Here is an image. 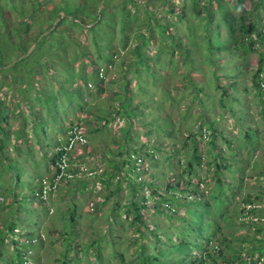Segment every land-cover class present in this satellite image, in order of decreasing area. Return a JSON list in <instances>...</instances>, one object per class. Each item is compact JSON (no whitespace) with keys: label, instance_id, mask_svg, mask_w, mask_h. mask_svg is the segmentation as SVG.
I'll list each match as a JSON object with an SVG mask.
<instances>
[{"label":"rangeland","instance_id":"374dc122","mask_svg":"<svg viewBox=\"0 0 264 264\" xmlns=\"http://www.w3.org/2000/svg\"><path fill=\"white\" fill-rule=\"evenodd\" d=\"M182 1L184 0H174V6L178 8ZM225 1L229 6L233 4L232 0ZM77 2L78 0H72L71 3L70 0H62V3L57 1L54 6H50L52 16L47 10L36 19L20 14L19 10L23 8L21 1L17 0L15 4V0H4L0 12V44L14 49L21 45L20 41L25 40L29 48L32 36L39 31V25L40 30H45L43 23L48 27L52 19L57 21L61 9L67 20L70 17L65 13L69 9L67 4L70 3V7L75 8ZM88 2L94 4L91 0ZM118 3L117 1L109 8L103 16L102 26L94 27L93 32L89 28L93 27L95 18L85 8L74 13L79 21L75 24L70 22L69 25L64 19L51 23L50 35L46 37L50 43L46 41L48 45L43 50L58 56L55 59L56 68L65 67L67 63L70 70L78 69L76 77L70 76L66 81L65 76L56 78L48 71L53 78L46 80L43 88L48 94L56 92L55 96L49 95L56 98L52 106L30 100L23 103L21 98L25 96L14 93L16 82L10 75L12 72L7 69L0 72V238L5 239L1 244H5L4 255L12 254L10 239L14 235L10 228L20 224L26 231L36 230L38 227L44 237L45 243L39 255L40 264H59L57 261L62 259L63 254L66 255L64 261L68 260V264H75L71 258L77 255V264H96V257L97 264H141L140 259L148 258L146 255L151 256L150 260L156 258L157 263L167 260L168 264H182L181 260L186 256L185 250H179V247L168 250L169 245L165 243L166 251L161 252L160 244L154 246L148 242L150 238V242H153L155 235L174 236L173 232L177 231L180 223L178 219L185 215L182 199L173 204L175 213L158 211L155 205L160 201L152 191L156 189L164 196L167 194L166 187L176 182V190L187 188L191 191L189 202L195 201L194 197L208 196L209 206L212 208L206 214L204 209L201 211L200 208L195 209L191 204L185 203L196 215L202 212L200 217H205L210 222L211 225L203 231L204 237L213 240L216 230L217 242L230 241L237 253H243L249 247L264 248V218L259 221H255L257 218L253 219L252 225L236 223V206L241 207L244 201L254 200V196H258L260 199L256 203L259 208H264V123H261L260 118L247 114L248 107L257 98L248 99L247 90H243L247 83H237L235 90L230 93L235 100L228 98L224 105H218L220 90L214 86L213 76L207 70L206 75L200 73L198 76L196 73L207 69L208 57L217 64L220 76L229 74L232 67L242 71L247 65L253 66L250 54L233 48V43L229 42L234 34L229 33V26L225 23L228 17L216 10L215 6L208 11L202 10L206 6H197L202 14L207 13L205 18L211 16L208 18L209 29L204 30L206 20L194 17L191 21L190 17L178 19L177 15H169L168 5H172L171 0H168V5H165L164 0L146 2L135 11L136 16L133 15L129 22L138 33L145 34L146 29L152 32L154 38L151 42L142 43L150 57L155 54L160 57L158 64L161 63L162 67H145V62L142 61L147 57L139 58L133 53V47L138 41L134 39L132 27L125 31L127 38H123L120 32L116 16L120 8V5L116 7ZM26 9L27 6L23 11ZM147 16L151 21L146 27ZM260 18H264L263 15ZM28 22L39 24L27 28ZM232 24L237 26L235 20ZM261 24L260 22L259 25ZM159 25L170 26L169 31L176 38L172 42L166 38L161 39L154 31ZM190 28H193L196 40L193 46L186 40ZM57 29L66 32H57ZM205 35L218 40L222 49L217 51L213 45V53L204 40L207 39ZM126 46L128 50L125 49ZM41 49L42 43L36 50L40 53V60L44 61L45 55L41 53ZM81 50L83 53L87 52L86 59ZM142 51L140 49L144 54ZM16 54L26 58L29 66H35L31 57H28L30 51L23 53L17 49ZM8 59L16 60L11 56ZM8 59L4 62V68L10 66L7 65ZM90 59L92 66L85 65V60ZM155 63L156 60L151 63L146 61V64ZM98 65L107 70L106 80L101 82L104 90L95 92L94 89H84L85 70L91 72L90 69L93 67L94 70ZM34 68L29 67V72ZM14 72H22V69H15ZM243 73L238 74L239 82L245 77L240 76ZM37 78L35 76L34 79ZM218 78L219 84L226 87L225 77ZM86 80L89 81L88 84H94L90 81L91 76L88 75ZM192 80L196 85L192 84ZM5 84L13 93L6 89ZM205 88L208 93H201L200 89ZM30 94L29 90L27 95ZM122 101H127L123 106L125 111L118 110ZM202 114L205 118L200 119ZM252 117L255 118V123L251 125L249 121L253 120ZM167 119L170 124L165 127L163 121ZM69 121L70 125L80 123L79 126L86 133V145L74 148L68 154L71 158L70 190L60 189L56 198L45 204L49 205L50 210L46 212L43 211L45 205L40 206L39 202L33 201L29 196L24 200L23 195L28 194L29 190L37 189L39 178L51 176L49 161L54 151L52 146L62 135L61 133L59 136L58 130L68 125ZM201 122H208L212 129L218 131L215 133L217 137L214 146H208L207 139L199 140V144H192L190 135L194 136L197 128L201 127ZM40 123L44 127L38 126ZM177 130L182 135H177ZM40 131L45 132V135ZM186 135L189 138L185 139ZM234 137L238 138L237 146L240 149L225 151L226 158L232 157L233 160L229 164L224 160L223 163L229 165V168L221 165L217 175L215 162L212 160L215 153L211 149L219 151L223 142L226 150L229 139ZM41 141L43 145L39 143ZM126 158L131 161L128 166L124 164ZM94 173L96 175L90 177ZM126 173L130 175L129 181ZM136 176H140L142 181L146 180L148 185L142 183L135 186L132 178ZM214 178L221 179L223 189L219 200ZM130 188L136 190V200L139 196L145 201L142 205L138 203L140 220L136 219L137 214L129 205V200L133 198L130 195L132 193L129 194ZM73 206L80 216L79 238L98 240L91 250H86L85 247L78 252L71 233L69 236L64 230L67 209ZM215 208L219 211L217 216L212 215ZM188 211L189 209L186 212ZM186 215L189 216L188 213ZM144 225L150 227V236H145L142 230ZM200 226L197 223L196 230ZM178 235L182 237V233ZM13 240L19 242L22 238L15 237ZM188 252L189 256L194 257L196 247L190 245ZM173 255H176L179 262L172 258ZM259 255L263 258L264 252ZM173 261L176 263H172ZM242 264H247V261Z\"/></svg>","mask_w":264,"mask_h":264},{"label":"clouds","instance_id":"9594fccd","mask_svg":"<svg viewBox=\"0 0 264 264\" xmlns=\"http://www.w3.org/2000/svg\"><path fill=\"white\" fill-rule=\"evenodd\" d=\"M22 1L25 3V6H27V9L25 10V16L31 17V16H29V14L32 13L33 14L32 18H36V19L40 18V14H43L44 11H47V10H49L51 12V16H52L53 11L50 8V6H54L55 2H57V1L62 3V0H22ZM71 1L72 0H70V3H71ZM101 1L104 2L106 0H101ZM117 1L119 3L116 7H119V5H120V8L117 10V14L125 11V13H126L125 18H132L133 15H135V11H138V8H140L143 4L145 5L146 2H149L151 0H107V2L109 4V8H111V6L114 5ZM171 1H172V3H171L172 5H168V0H164L165 5L169 6V9H168L169 15H172V16L177 15L176 17H178V19L179 18L180 19H186L187 17H190L191 21L194 20V17H196V18L198 17L200 19L206 20V23H204V28H205L204 30L209 29L210 19H208V18H210L211 16L208 15L205 18L204 16L207 15V13L202 14L200 9L197 8V6H199V5L200 6H206L205 8H202V10H205V11H208V9L210 7L212 8L213 6H215L216 10L220 11L223 15L228 17V20L225 19L226 25L229 26L228 31H229V33L233 32L234 36L237 37V39H236L232 35L231 40H229V42L231 44L233 43L232 44L233 48H236L237 50H241L245 54H250V58L252 59L251 64H253V66L247 65V66H245L244 69H242V71L238 70L237 67H232L231 71H229V74H225V75L220 76L218 74L217 64L215 63V61H211V58L208 57V61H206V64H207L206 68L207 69H205L201 72L199 70L196 73H198L197 74L198 76L200 75V73L202 75H206L205 71L207 70V73L210 74L211 76H213V78L215 80L213 82V84L218 90H220V94H219V98H218V105H224L225 101L228 98L232 99V97L230 96V93L235 90L237 83H239V85L247 83L244 86L243 90H247L248 95H249L248 99L254 100L257 98L256 100H254L257 102L253 101L252 105H250L248 107L247 114H249L250 117L252 115V116H256V117L260 118L261 123L262 122L264 123V25H263L264 18H260L262 15L264 17V0H232L233 4L231 3L230 6H229V3L226 2L225 0H184V1H182L181 6H179L178 8H176V6H174V3H173L174 0H171ZM70 3L67 4V6L69 7V9H67V10L73 9L72 7H70V6H72V4H70ZM34 4H36V5H34ZM39 4H41V6H40L41 9H39V7H37V5L39 6ZM82 4H83V1L78 0L75 8L81 6ZM43 6H46V8L43 9ZM109 8L107 9V11L109 10ZM144 9H145V6H144ZM99 12L101 14L100 8L98 9V13ZM59 19L65 20V15H64L63 9H61ZM52 20L50 21V26H51V23H53V22L57 23V21H58V20L57 21H54V20L52 21ZM203 20L200 23H202ZM233 20L236 21L237 26L232 24ZM136 21H138V20H136ZM145 21H146L145 23H147V25H146V27H147L151 21V18L147 16ZM65 22L70 25V22L75 24L79 21L77 19V16L74 15L72 17H69L67 20H65ZM260 22L262 23L261 25H259ZM44 23H43V26H44L45 30H42V32L39 33L40 25L38 28L39 31L37 32V34L38 33L41 34L40 37L50 35V30H49L50 26L47 27V26H45ZM28 24H31V22L30 23L28 22ZM38 24L39 23H35V24H33V26L38 25ZM201 26H202V24H201ZM170 28H171L170 26L167 27L165 25H163V26L159 25V27L157 26L154 31L161 39L166 38L167 41L172 42V40L174 38H176V36L174 34H171L172 31H169ZM90 29H91V27L89 28V30ZM162 29H164V31ZM192 29L193 28L189 29L190 30L189 35H188V38L186 39L187 42L190 43L189 44L190 46H193L196 44V40L193 36ZM59 31L66 32V30H58L57 29V32H59ZM134 33H135L133 35L134 39L138 35H143L146 37L148 44H149V42H151V39L154 38L152 35V32L147 31V29H146L145 34L144 33L139 34L136 30L134 31ZM37 34H35L34 37L32 36L33 40H32L31 45L33 46L32 48H34V49L37 48L36 46H37L38 41L34 40V38L37 36ZM205 37H207V36L205 35ZM69 38H70V36H69ZM178 40H180L179 37H178ZM204 40H205L206 44H209V46L211 47V51H212L213 45H215L217 51H218V49H222V48H220V44H219L218 40H213L210 37H207V39L204 38ZM48 42L50 43V41H48ZM48 42L46 43V41H45L44 43H46V44L42 43L44 45L42 46L41 50H43V49L45 50V47L48 45ZM140 43H141V40H138V44H140ZM179 43H180V41H179ZM125 49L128 50V47L126 46ZM142 49H143L144 54H140L139 58L147 57L146 60H144L145 61V67L157 66L160 68L161 63L158 64L161 60L160 57L157 54L150 57V55L146 52L145 46ZM167 50L170 51V49H168V48H167ZM171 52H173V50H171ZM177 53L178 52H174L175 55H179ZM81 54L84 57V59H86L88 56L86 51H85V53H83L81 50ZM153 57H154V59H153ZM99 60L100 59L98 58L97 62H99ZM148 60H149V63H151L152 60H156L155 65L154 64H146V61H148ZM91 61H92V59H90L89 61L85 60V65L88 64L89 66H92ZM48 67L50 68L51 74L54 75V77L60 78V76H65L66 78L64 79V81H66L67 79H70V76L76 77V74L78 73V69L70 70V66L67 63H65V67L60 66V67L56 68L55 63L53 65H49ZM87 67L88 66H86L85 68L87 69ZM90 71L91 72H88L85 70L86 75H85L83 82H84V84L86 82V84L83 88L87 89V90L94 89L95 92H98V91L101 92V90L103 91L104 90L103 89L104 84L101 82L106 80L107 70L100 68V65H98L96 67V69L93 70V67H92L90 69ZM240 72H244L243 74H240L241 77L245 76L241 82H239V78H238V74ZM88 75L91 76L90 81L94 83V84H92L93 86L91 84H88L89 81L86 80ZM218 77H221V78L225 77L226 87H224V85L219 84V78ZM192 84H195L194 80H192ZM200 91H201V93H208L206 88L200 89ZM223 92H226L225 96H222ZM206 106L208 108V104ZM160 107H161V105H160ZM243 107L246 109V107L244 105H243ZM202 118H205V115L202 114L200 116V119H202ZM252 118H253V120L249 121L251 123V125L253 123H255V118L254 117H252ZM46 121H47V119H46ZM163 122H164L163 125L165 127H167L165 124H167V125L170 124L169 119H167ZM79 125H80L79 122H76V124L70 125V121H69L68 125L66 124L65 127L62 126V129L58 130L59 136L61 133H62V135L60 138H58V141H56L54 143V145L52 146L54 151L52 152L51 157H50V161H49L50 166L52 168V174H51V176H45V177L39 178L40 180H39V184H38L37 189L35 191L29 190L28 194L23 195L24 200H26L27 197L29 196L30 199H32L33 201L35 200V201L39 202L40 206H42V205H45L47 202L53 201L56 198V194L59 192L60 189L61 190L62 189H64V190L69 189L70 190V179H71V175H70L71 161H70V159L71 158L68 157V154L72 151V149L80 148L84 144L86 145V141H87L86 133L83 131V129ZM203 126H204V128H202ZM216 131H217L216 129H212L211 124H209L208 122H203L201 127L197 128L195 134H193L194 139H195V143L199 144V140L207 139L208 146H214L215 139L217 137V134H215ZM42 134H44V132H42ZM87 135H88V133H87ZM177 135H182V133L177 130ZM243 135L245 138V133H243ZM187 137L189 138V136L186 135L185 139ZM190 137H193V136L190 135ZM247 138L249 139L248 134H247ZM237 139L238 138H236V137L229 139V142L226 146V150L223 148L224 147L223 142H221L222 148L219 151L216 152V150L211 149L212 152L215 153L212 156V160L215 162V169H216L215 172L218 171V169L220 168L221 165H225L224 168H229V165H226L225 163H223V161L226 160V161H228V164H229L230 163L229 161H231L233 159H232V157L226 158L225 151L229 152L230 150H232L234 148L240 149V147L237 146V144H239ZM234 140H236V143H233ZM39 143H42V141ZM249 143H250V141H249ZM41 145H43V143ZM129 162H131V161L130 160L127 161V158H126L125 162H124L125 166H128ZM133 163H134V161H133ZM95 175L96 174L94 173L90 177H94ZM125 175H126V179L129 181L130 175H128L127 173ZM139 177L140 176H138V177L136 176V178H132V183L135 184V186H139L142 183L144 185L145 184L148 185V182L146 180L142 181ZM136 179H138V180L136 181ZM188 182H189V180H188ZM177 184H178V182H176L175 184L173 183V184H170L169 186H167L166 187L167 188V190H166L167 194H165L164 196L162 194L158 193V190H156V189H154L152 191L153 195H156L157 198H159L158 200L160 201L159 203L155 204L158 211L175 213L176 210H173V204L174 203L179 202L180 199H182L181 202H183V203L184 202L188 203L190 201L189 200V197H190L189 193H191V191L188 190L187 188L176 190ZM132 190H133V188H132ZM173 190H175V191H173ZM135 192H136V190H135ZM185 194H187V195L184 196ZM130 195H132L133 198H131L129 200V205L132 208V211L137 214L136 219L140 220V215L138 214V212H139L138 203H140L142 205L145 201H144V199L139 198V196H138V199L136 200V196H137L136 193H134V194L132 193ZM206 195H207V193H206ZM194 199L196 200V199H201V198L200 197H198V198L194 197L193 200ZM259 199L260 198L258 196H254V200L244 201L241 204V207H239L238 205L236 206V211H237L236 214L238 216V218H236L237 225L238 224H243V225L251 224L252 225L253 219L257 218V219H255V221H259V219L262 220L264 218V208H259L258 207L259 204L256 203L259 201ZM191 202H194V201H191ZM183 203H180V205H182ZM263 207H264V204H263ZM153 209H155V207ZM48 210H49V205H45L43 211L47 212ZM67 212H68V216H67V219L65 220L64 230L68 233L69 236L71 233L72 238L75 241V248L77 249L78 252H80L79 250H83V248H85V247H86V250L87 249L91 250L93 244L98 242V240L92 241L89 238L80 239L79 238V231L81 228L79 227L80 223L78 220H79L80 216L77 213L78 211L73 206L72 208L69 207L67 209ZM218 212L219 211L215 208V211L212 212V215L217 216ZM178 221L180 222L179 223V225H180L181 224V218H179ZM202 223L206 226L205 230L207 229L208 225H211L210 222H206V221H202ZM17 225H19V226H16L13 229H11L10 226L7 227V228H10L11 233L14 235V237H12L10 239L11 240V251H12V254L10 256L4 255L3 248L5 247V244L4 245H1V244L5 239H3V237L0 238V240H1L0 241V264H2V263L3 264H40L39 263V255L41 254V249L45 243V239L42 236L40 230L37 227L36 230L26 231V229L24 227H22L20 224H17ZM192 228L197 229L196 225L192 226ZM142 230L144 231L145 236L151 235L150 227L144 225L142 227ZM180 233H182L181 238L178 235ZM173 234H174V236L173 235L168 236V234H164L163 236L162 235H158V236L155 235V239H153V242H150L152 240L151 238L149 239L148 242L153 244L154 246H156L157 244H159V242L156 238H158V239L165 238L166 240H172L173 242L175 241L176 246H173V247H179V250L183 249V250H185V253H186V256H184V258L181 260L182 264H242L245 261H247V264H264V257L261 258V256L259 255V253L264 252V248L260 249V247H249V249L246 250L245 252L237 253L234 250L233 245H231L230 241L222 240V243L217 242L216 237H215V234L217 236L216 230H215V234H213V240H210V239L204 237L203 232L199 235H194L193 232L184 233L181 230L177 229V231L173 232ZM15 237H19V238L21 237L22 240L19 242H15L16 240H13ZM162 241H165V240H162ZM224 244H226V245H224ZM190 245L196 247V252H195L194 257L189 256L190 253L188 252V247ZM162 248L166 249V247H162ZM219 248L221 249V252H222L223 256H225V258H219L218 257V260L215 259L214 262L209 260L208 258H204L207 253H216ZM169 249H172V247H168V250ZM77 256H75L74 258H71L72 262L75 264H77L79 261V258H77ZM210 256H212V254H210ZM238 257H240V258H238ZM172 258L176 259V261L179 262L176 255H173ZM236 258L238 260L236 262H234L236 260ZM64 259H66L65 254H63L62 259L58 260L57 262L59 264H68V260L64 261ZM142 260H146V257L141 258L140 262H142ZM152 260H153V258H152ZM94 263L97 264V257H96ZM165 264H168V263H165Z\"/></svg>","mask_w":264,"mask_h":264},{"label":"trees","instance_id":"16d2710c","mask_svg":"<svg viewBox=\"0 0 264 264\" xmlns=\"http://www.w3.org/2000/svg\"><path fill=\"white\" fill-rule=\"evenodd\" d=\"M0 1H1L0 2V12H1L2 9H3V1L4 0H0ZM10 1L13 2L14 0H10ZM18 1H21V4H22V6L24 8L25 7V3L22 0H18ZM82 1H83V4L81 6H79L77 8H73V9L67 10L65 13L68 16L72 17V16H74V13L75 12H79V10L81 8H85L86 10L87 9L90 10L92 15L95 18V20L92 22V24H93V27H91L92 30L90 29V31L93 32V28L94 27L96 28V27L102 26L101 22L104 21L103 20V16L106 14L107 9L109 8V4H108L107 0L104 1V2L101 1V0H91L92 2H94L93 5H91L88 2V0H82ZM16 3H17V0H15V4ZM34 5H36V4H34ZM40 6H41V4H39V6L37 5V7H39V9H41ZM13 7H15V6H13ZM23 8L21 10H19L20 14H25V12L23 11ZM99 8L101 10V14H100V12L98 13V9ZM32 15H33L32 13L29 14V16L33 17ZM116 16L118 17V19H120L119 20V25L121 27L120 32L122 33L123 38H125V36L127 35L125 33V31L129 30L131 27H132V30H134V31L136 30L132 25H130L131 24V22H129L130 18H125V16H126L125 11H123L122 13L116 14ZM81 20H82V18H81ZM35 22H36V20H35ZM33 23L34 22H31V24H28L27 28H30L31 26H33ZM81 23H83V20H82ZM41 32H42V30L39 31V33H41ZM39 33L34 38L35 41L36 40L38 41V43L36 42L37 43L36 47H38L40 43H44L45 41H50V40H47V38H46L47 36L40 37L41 34H39ZM135 39L137 41L141 40V43L137 44L133 48V53H135L136 55L140 56V54H142L140 52V49L144 48L142 42L147 41V40H146V37L143 36V35H138V36H136ZM20 43H21V45H19L16 48H14L15 50L12 49V46H8V45H5V44H0V72L3 69H5V70L7 69L9 72H12V73H10V75L12 76L13 81L16 82L14 84V85H16V88H14V90H15L14 93L16 95L25 96V97L21 98V100H24L23 103H25L27 100H30L31 102H44L42 104H46V105L52 106V104H55L56 98H54L52 96H49V95H54L55 96L56 92H54V94H48L49 92L44 90V88H43L44 86L43 85H44L46 80H52V78H53L52 75L48 74V71H50V68L48 66L49 65H53L55 63V59L58 58V56L56 54L47 53L44 50H41L42 51L41 53H43L45 55L44 56L45 58H44V61L40 60V57H39L40 53L36 50L37 48L33 50L32 49V47H33L32 45H30V47L28 48L27 45H26V41L25 40L24 41L23 40L20 41ZM42 46H43V44H42ZM7 49H10V51H8ZM17 49L21 50L23 53H26V52L30 51L31 54L29 56L28 55L27 56L31 57V61H32V63L35 66H29L28 63L26 62L27 61L26 58H22L20 55H17L16 54ZM9 56L14 57L16 60L11 61L10 59H8ZM6 59H8L7 65H10V66H8L7 68H4V65H5L4 62H5ZM140 61H142V60H140ZM142 62H145V61H142ZM190 65L191 64H189V66ZM29 67H35V68H34L33 71L29 72V70H28ZM15 69H22V72H14ZM35 76L38 77L37 80L34 79ZM9 84H11V83H9ZM0 85H2L1 82H0ZM6 87H7L6 89H9L10 92L13 93L11 91V89L8 87V85H6ZM29 90L31 91L30 96L27 95ZM41 94H43V95H41ZM225 95H226V92H223L222 96H225ZM231 100H235V99L232 98ZM125 102H127V101H122L118 105V110L125 111L124 107H123L125 105ZM43 108H45V107H43ZM39 125L44 127L43 123L38 124V126ZM165 125H167V124H165ZM97 129L100 130L99 127ZM42 131H44V128L42 129ZM42 131H40V132H42ZM44 135H45V132H44ZM191 139H192V144L195 143L194 136L191 137ZM193 150L196 151L195 148ZM216 174L219 175L217 171H216ZM215 178H214L215 185L217 187L216 188V194L218 195V200H219V197H220V194H221L223 188L221 186L220 178H217V179H215ZM130 193L134 194L136 192H135L134 189L132 190V188H130L129 194ZM200 198L202 200L201 199H196L194 202H188V203L191 204L195 209L200 208L201 211H202V209H204V214H206L212 208V206H209L210 205V200L208 199V196H200ZM185 203L187 205V202H184V205H183V208L185 209V215H183L181 217V224L179 226H177V229L181 230L184 233L193 232L194 235H199L206 228V226L202 223V221H206V222H209V221L206 220L205 217H200L202 212L200 214L198 213L196 215L188 206L185 205ZM185 206H186V208H185ZM187 209H189L188 212H186ZM186 213H188L189 216H187ZM197 223L201 224V227L198 230L192 228V226L196 225ZM156 239L158 240L159 244L162 247H166V245H164L165 243H168V245H169L168 247L176 246V244H174L172 240H166L165 238H163V239L156 238ZM162 240H165V241H162ZM224 245H226V244H224ZM162 250L165 251V249H163V248L160 249L159 251L162 252ZM210 254H212V256H210ZM147 256H148V258H146V260H142V262H140L141 264H165L166 261H167V260H165V262H163V263H161V262L157 263L156 262V258L153 259V260H150L151 256L150 255H147ZM218 257L219 258H225V256H223L220 248L218 249V251L216 253H207L204 258H208L209 260L214 262L215 259L218 260ZM238 258H240V257H238ZM174 260L176 261V259H174ZM237 260L238 259L236 258V260L234 262H236ZM172 263H176V262L173 261Z\"/></svg>","mask_w":264,"mask_h":264}]
</instances>
